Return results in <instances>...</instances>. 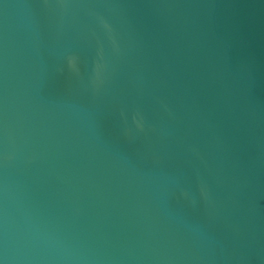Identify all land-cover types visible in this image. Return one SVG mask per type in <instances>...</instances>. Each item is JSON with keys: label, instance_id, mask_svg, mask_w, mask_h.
Segmentation results:
<instances>
[{"label": "water", "instance_id": "obj_1", "mask_svg": "<svg viewBox=\"0 0 264 264\" xmlns=\"http://www.w3.org/2000/svg\"><path fill=\"white\" fill-rule=\"evenodd\" d=\"M0 264H264V0H0Z\"/></svg>", "mask_w": 264, "mask_h": 264}]
</instances>
